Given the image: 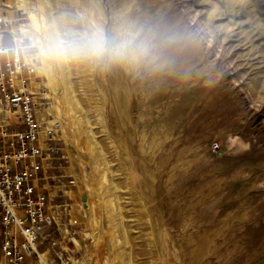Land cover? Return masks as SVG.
<instances>
[{
    "label": "rangeland",
    "instance_id": "1",
    "mask_svg": "<svg viewBox=\"0 0 264 264\" xmlns=\"http://www.w3.org/2000/svg\"><path fill=\"white\" fill-rule=\"evenodd\" d=\"M0 15L56 124L52 260L66 242L76 264H264V0H0Z\"/></svg>",
    "mask_w": 264,
    "mask_h": 264
},
{
    "label": "built area",
    "instance_id": "2",
    "mask_svg": "<svg viewBox=\"0 0 264 264\" xmlns=\"http://www.w3.org/2000/svg\"><path fill=\"white\" fill-rule=\"evenodd\" d=\"M6 24L0 15V264H41V256L51 250L47 245H57L53 228L65 226L42 185L62 158L56 124L40 115L49 103L39 102L36 66L16 40L12 46L3 43ZM74 185L70 180L68 187ZM68 206L62 205L66 215ZM69 224L78 222L70 219ZM60 249L57 264H76Z\"/></svg>",
    "mask_w": 264,
    "mask_h": 264
},
{
    "label": "crops",
    "instance_id": "3",
    "mask_svg": "<svg viewBox=\"0 0 264 264\" xmlns=\"http://www.w3.org/2000/svg\"><path fill=\"white\" fill-rule=\"evenodd\" d=\"M52 170H50L49 172H48V176H49V179L50 178H52V177H56V176H52L51 174L53 173V172H51ZM51 173V174H50ZM43 175V173L41 174V176ZM49 179L46 181V183H42V185H43V188L45 189V190H48L49 192H51L52 191V189H53V186L49 183ZM47 192V191H46ZM64 193H65V196H67V197H69V198H71L72 197V195H73V193H72V191H70V190H64ZM57 228H53V235H54V233H55V230H56ZM57 231H63L62 230V228L60 227V228H58L57 229ZM63 242H65V241H63ZM61 244H62V242H61ZM61 246H63L66 250H68V251H72L73 249L65 242V246L62 244ZM55 254H56V252H55ZM46 255L48 256V258L50 259V263H48V264H54V262H56V264H57V261H55V260H52V255H51V250H50V252L49 253H46Z\"/></svg>",
    "mask_w": 264,
    "mask_h": 264
},
{
    "label": "bare ground",
    "instance_id": "4",
    "mask_svg": "<svg viewBox=\"0 0 264 264\" xmlns=\"http://www.w3.org/2000/svg\"><path fill=\"white\" fill-rule=\"evenodd\" d=\"M23 5V4H22ZM24 6V5H23ZM31 14V16H30V18L34 21V22H39V20H38V18H37V16L35 15H33V13H30ZM23 28V27H22ZM39 28V25H36L35 24V26H34V30H36V29H38ZM25 30V29H24ZM27 32V31H26ZM16 41H17V39H16ZM32 62V61H31ZM37 69V68H36ZM39 73H40V75H45V76H47L48 78H51L50 77V72H49V70H48V68L46 67V65L44 66V67H42L40 70H39ZM51 124H53V122H51ZM46 262V264H48L47 263V257H46V253L45 254H43L42 256H41V264H45V262Z\"/></svg>",
    "mask_w": 264,
    "mask_h": 264
}]
</instances>
